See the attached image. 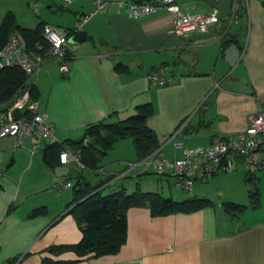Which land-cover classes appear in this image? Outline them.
Here are the masks:
<instances>
[{
	"label": "crops",
	"instance_id": "0c3cea01",
	"mask_svg": "<svg viewBox=\"0 0 264 264\" xmlns=\"http://www.w3.org/2000/svg\"><path fill=\"white\" fill-rule=\"evenodd\" d=\"M179 4L190 13L217 7L219 21L204 32L181 36L167 31L171 17L164 11L133 18L124 7H110L75 30L77 14L93 10L91 0L57 4L52 8L61 13L57 19H37L65 32L73 28L71 34L78 35L68 41L67 71L46 54L31 78L40 90L38 109L55 125L57 140L77 139L88 123L124 118L138 104L151 102L154 112L147 123L161 141L156 153L169 158L167 148L174 158L184 147L234 134L245 127L249 114L264 111L263 0H248L235 16L234 0H180ZM64 9L69 13L64 14ZM233 36L235 41L221 46L223 39ZM231 43L241 53L233 66L225 58ZM118 62L129 72L116 71ZM157 66H165L170 82L158 85L147 80V73ZM233 79H242L252 91L234 90ZM112 157L106 162L110 167L100 163L102 172L111 175L102 191L116 187L124 176L141 178L153 167L137 164L136 154L134 159ZM0 159V264H42L43 256L77 258L72 251L54 256L45 250L51 244L74 243L82 234L67 207L71 186L57 187L67 174H56L43 164L41 153L29 151L28 142L16 146L10 136L0 138ZM70 164L66 163L68 172ZM257 171L263 172L258 176L259 208L230 216L222 207L225 200L210 198L212 206L152 216L146 206H131L127 238L119 250L82 257L74 264H264V169ZM39 206L46 212L27 215Z\"/></svg>",
	"mask_w": 264,
	"mask_h": 264
},
{
	"label": "trees",
	"instance_id": "16d2710c",
	"mask_svg": "<svg viewBox=\"0 0 264 264\" xmlns=\"http://www.w3.org/2000/svg\"><path fill=\"white\" fill-rule=\"evenodd\" d=\"M47 23L38 21L34 26H24L17 21L15 12L7 9L0 21V46L4 45L12 32H19L25 41L28 50L44 52L47 43L43 37V25ZM74 31L68 29L65 33L69 36ZM233 38L222 40L224 47ZM38 43L42 47H38ZM70 51H68V56ZM118 72H129L127 66L121 62L114 65ZM24 89H28L31 100H39L40 90L31 81L24 70L17 65L0 67V104L8 102ZM28 109L17 110L16 115L28 114ZM154 112L151 102H144L136 106L135 112L117 119H101L90 122L83 128L81 137L66 138L51 143H44L41 148L43 164L50 168L61 164L59 153L68 148L78 154L82 163L81 171L76 175L67 173L66 180L71 181L72 199L67 203L69 213L72 214L81 229V237L74 243L51 244L46 247L51 255L58 256L65 251H72L77 258L62 259L43 256L42 264H74L86 256H101L116 253L127 238V209L131 206H146L152 216L167 215L176 212H191L197 209L212 206L213 201L208 197L190 196L184 199H174L164 196L159 191H145L139 187L129 192L124 185L114 187L103 193V184L111 177L106 175L97 182H91L84 176L83 168L98 173L101 170L100 160L115 142L131 137L136 154V160H141L157 151L161 141L157 133L150 128L147 119ZM247 179L251 180L253 174L248 172ZM260 206V189L257 184L249 191V203L243 204L225 200L222 202L223 210L230 216H238L248 208L255 209ZM46 212L44 206L34 207L28 212L32 217Z\"/></svg>",
	"mask_w": 264,
	"mask_h": 264
},
{
	"label": "built area",
	"instance_id": "2783aa9c",
	"mask_svg": "<svg viewBox=\"0 0 264 264\" xmlns=\"http://www.w3.org/2000/svg\"><path fill=\"white\" fill-rule=\"evenodd\" d=\"M72 0H62L66 6ZM94 8L77 14L74 29L79 30L85 22L96 12H102L110 7L117 10L124 7L127 16H140L164 11L171 17L167 31L174 35L187 36L191 32H204L209 26L219 21V10L213 7L207 12L190 13L184 11L180 0H91ZM248 5V0H234L235 10ZM37 10V3L32 5ZM47 43L46 50H28L19 32H12L6 43L0 46V67L17 65L31 78L41 67L45 55L54 58L61 71H67L69 44L68 38L59 26L45 23L42 29ZM41 48L42 44L38 43ZM151 84L164 85L170 82L171 75L165 66L151 69L147 75ZM38 100H31L28 89H24L8 102L0 104V138L13 137L15 145L28 142V149L32 153L41 151L44 143L57 141L55 125L44 111L38 109ZM28 109V114L16 115V111ZM61 163H73L82 166L79 156L74 151L64 148L59 153ZM145 169L153 166L159 173L166 170L174 177V183L182 190H189L195 180L206 181L212 175L221 171H233L238 165H245L249 172L264 169V111L251 113L247 123L241 130L231 135L217 137L206 145H192L184 147L182 154L174 158L160 157L155 152L136 162ZM135 163H129L134 166ZM2 169L0 159V172ZM71 186V181L65 180L57 187Z\"/></svg>",
	"mask_w": 264,
	"mask_h": 264
},
{
	"label": "rangeland",
	"instance_id": "374dc122",
	"mask_svg": "<svg viewBox=\"0 0 264 264\" xmlns=\"http://www.w3.org/2000/svg\"><path fill=\"white\" fill-rule=\"evenodd\" d=\"M35 3H37V10L34 11L32 5ZM62 3V0H0V21L7 9H12L16 14L17 21L23 25H28L26 23L33 24L35 21H38L37 19L40 17L55 20L61 13L59 11L54 12L53 9H55L57 4L61 5ZM69 8L70 7H68V9ZM68 9H64L62 12L68 14ZM59 20L60 23H65L63 20ZM31 78L33 80V76ZM119 142L120 143H116L115 146L108 151L107 155L101 158L100 163L104 164L106 168L110 167V164L108 165L106 162L109 161V158L112 156V158H114L115 155L121 154L132 156V159L135 158L132 138L126 137L119 140ZM165 153H167V157L173 158L167 148ZM70 167L71 174L73 175H76L78 171H81V166L73 163L70 164ZM82 172L84 176L93 183L106 175L102 171L95 173L85 168H83ZM251 172L253 174L257 173L253 175L251 180H248L246 176L248 173L247 169L244 165H241L233 171L218 172L206 181L195 180L191 189L182 190L175 185L174 177L169 174L168 170H166L165 173H159L152 167L148 173L141 174V178L136 177L134 180H131L129 176L122 177L115 183V186L118 187L120 184L126 185L128 188L127 191L131 192L136 188L138 182L139 187L142 190L159 191L162 195L171 196L174 199H184L190 196H204L214 200L223 199L246 204L249 203V191L255 184L259 185L258 176L263 173L262 171ZM110 189V187H105L103 193L108 192ZM263 208L264 207L261 209ZM246 212H251V208H248Z\"/></svg>",
	"mask_w": 264,
	"mask_h": 264
},
{
	"label": "water",
	"instance_id": "95a60500",
	"mask_svg": "<svg viewBox=\"0 0 264 264\" xmlns=\"http://www.w3.org/2000/svg\"><path fill=\"white\" fill-rule=\"evenodd\" d=\"M264 2V0H263ZM78 37V35H73L71 34L68 37V41H74L76 40L75 38ZM225 52L228 54L225 58L227 59L228 63L233 66L235 63L239 60V57L241 53L237 50L235 44L231 43L229 46L225 49ZM231 87L234 90H239V91H244V92H251V86L247 85L244 83L242 79H233L231 81ZM69 166L66 164H59L55 167L56 174L58 175H66L68 173ZM111 188L110 190H112Z\"/></svg>",
	"mask_w": 264,
	"mask_h": 264
}]
</instances>
